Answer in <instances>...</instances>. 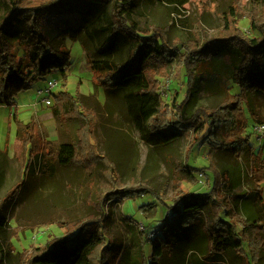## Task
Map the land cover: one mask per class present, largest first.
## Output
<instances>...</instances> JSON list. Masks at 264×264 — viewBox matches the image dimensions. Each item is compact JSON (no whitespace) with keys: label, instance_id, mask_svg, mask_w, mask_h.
<instances>
[{"label":"trees","instance_id":"trees-1","mask_svg":"<svg viewBox=\"0 0 264 264\" xmlns=\"http://www.w3.org/2000/svg\"><path fill=\"white\" fill-rule=\"evenodd\" d=\"M136 1L0 0L4 8L0 16V103L13 106L15 97L39 79L58 71L65 75L72 64L68 41H79L95 84L119 94L129 128L138 131L146 143L169 146L184 137V162L190 173L193 168L188 163L196 147L209 146L208 168L214 173L211 188L202 193L188 192L176 182L172 203L167 204L152 184L124 180L120 168L98 153L95 111L84 106L78 96L62 90L55 96L52 112L62 127L72 122L82 124L74 139L55 144L38 134L33 121H18L17 157L24 167L22 177L0 198V264H8L16 250L13 238L19 237L20 230L10 224L9 215L21 190L39 177H54L59 162L91 165L100 159L110 169V186L99 194L95 204L100 217L77 225L62 221L66 234L48 238L44 246L31 252L18 253L20 264H129L126 249L110 234L108 204L146 193L167 205L172 221L165 219L158 229L160 234L152 238L151 227L142 229L141 239L152 248L145 264H163V258L167 260L172 251L178 250V243L172 250L175 241L186 239L190 249L210 264L262 263L264 151L251 144L247 108L251 107L254 125L264 123V117L252 109V97L264 94V17L251 18V30L260 35L250 37L238 26L242 7L231 5L219 16L221 25L213 35L207 36L196 24L192 37L183 41L171 35L167 24L143 26L133 14ZM154 1L171 15H180L189 2ZM224 54L232 61L231 78L240 91L233 93L227 88L214 104L194 107L199 64ZM213 65L216 68L219 64ZM176 68L185 69L188 90L182 101L176 95L168 102L161 91V79H168ZM217 153L249 164L252 186L248 193H235L240 176L221 171L213 160ZM174 163V172L182 174L183 165L175 158ZM200 171L205 173L206 168ZM239 203L246 217L239 212Z\"/></svg>","mask_w":264,"mask_h":264},{"label":"rangeland","instance_id":"rangeland-1","mask_svg":"<svg viewBox=\"0 0 264 264\" xmlns=\"http://www.w3.org/2000/svg\"><path fill=\"white\" fill-rule=\"evenodd\" d=\"M231 5L242 7L243 15L238 24L241 30L250 37L259 36L258 32L251 30L250 21L251 18L257 20L264 17V0H189L180 15H171L164 5L154 0H137L133 14L143 26L150 23L169 25L171 35L185 41L192 37V30L196 24L201 25L207 36L213 35L221 25L219 16ZM3 12L4 8L0 6V16ZM68 44L72 51V64L65 75L58 71L39 79L29 90L21 91L15 97L16 103L13 106L0 103L2 151L0 198L23 174L24 162L17 157L20 153V146L17 143L18 121L23 123L33 121L38 134L55 144L74 139L82 126L79 122H72L62 127L54 117L52 111L55 96L62 90L78 96L84 106L95 111L94 137L98 153L106 156L120 168L124 180L129 183L146 181L152 184L167 204L172 203L176 182L188 192L208 191L214 177V173L208 168L211 162L208 156L209 146L196 147L188 163L193 168V172L190 173L184 162L187 144L184 137H180L175 144L169 146L155 147L146 143L138 131L129 128L119 94L105 91L95 84L80 42L69 40ZM217 49L218 47H215V50ZM18 53L22 54V51L19 49ZM230 61L229 55L224 54L221 57L213 56L212 59L199 64L198 91L194 93L197 95L193 98L194 107L201 103L214 104L222 98L227 88L233 93L240 91V86L231 78L233 64L231 61L229 65ZM213 64L219 65L215 68L216 65ZM49 78L58 80L51 95V105L43 101L46 94H38V90L45 87ZM161 80V91L168 102L176 95L178 101L185 98L188 76L184 68H176L168 79ZM250 108H247V115L250 118L247 132L255 149L264 151V134L254 132L255 121L250 117ZM252 109L264 117V94L257 93L252 97ZM129 136L130 138L132 136L130 141ZM174 158L183 165L182 174L174 172ZM213 160L221 171H226L227 174L229 172L231 176H240L234 189L235 193L242 195L248 193L252 186L249 164L220 153L214 155ZM202 167L206 168L205 173L200 171ZM109 170L103 159L91 165L59 162L54 177L46 180L39 177L34 183L23 188L9 215L10 224L19 229L20 233L18 238H13L16 250L7 263L20 264L18 253L25 250L31 252L36 247L44 246L48 238L66 234L67 230L62 221L77 225L90 218H99L100 212L95 208V204L98 202L99 194L110 186ZM181 178L183 180H179ZM165 203L151 193H146L135 198L118 199L108 204L110 234L126 249L125 258L129 264L148 262L152 248L141 239L142 223L143 227H151L154 230L150 234H160L161 231L158 229L164 220L172 221L168 218L170 211ZM25 207L27 209L23 211ZM239 212L246 217L245 209L240 203ZM176 228L182 233L179 225ZM177 237L180 238V235ZM186 240L175 241L172 250L176 248V243L179 246L178 250L172 251L167 260L163 258V264L211 263L191 250L188 239ZM261 264H264V258Z\"/></svg>","mask_w":264,"mask_h":264},{"label":"built area","instance_id":"built-area-1","mask_svg":"<svg viewBox=\"0 0 264 264\" xmlns=\"http://www.w3.org/2000/svg\"><path fill=\"white\" fill-rule=\"evenodd\" d=\"M58 84V80L56 78H49L47 80V83L45 85L44 88H40L38 90V94H46V96L44 97L43 101H45V103L47 105H51L52 104V92L54 87ZM254 132L258 133V134H264V123H259L253 126ZM142 229H144L143 224H142ZM150 236H154V234H150Z\"/></svg>","mask_w":264,"mask_h":264},{"label":"crops","instance_id":"crops-1","mask_svg":"<svg viewBox=\"0 0 264 264\" xmlns=\"http://www.w3.org/2000/svg\"><path fill=\"white\" fill-rule=\"evenodd\" d=\"M27 208L25 207V209L23 210V211H25ZM21 211H22V209H21Z\"/></svg>","mask_w":264,"mask_h":264}]
</instances>
